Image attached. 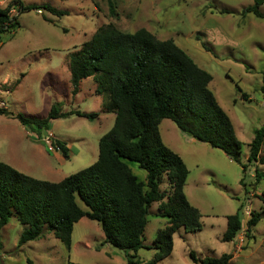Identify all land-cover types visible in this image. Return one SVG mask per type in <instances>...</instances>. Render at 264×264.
<instances>
[{"label":"rangeland","instance_id":"rangeland-1","mask_svg":"<svg viewBox=\"0 0 264 264\" xmlns=\"http://www.w3.org/2000/svg\"><path fill=\"white\" fill-rule=\"evenodd\" d=\"M13 0H0L5 9ZM24 4H51L68 13L57 16L42 9L13 13L20 26L2 36L0 47V104L17 114L46 117L56 102L63 111L97 112L90 120L76 114L52 122L51 139L67 142L70 159L37 139L16 118L0 115V162L37 179L58 182L93 163L99 156V140L114 125L115 114L105 109L109 94L97 93L98 83L88 77L77 95L72 93L70 56L96 30L113 24L123 32L145 28L158 39H173L202 69L212 75L209 84L227 112L242 142L241 163L221 149L194 139L170 119L160 131L170 148L189 168L186 194L202 214V229L180 228L174 234L171 255L159 264H196L190 257H220L232 253L230 264H264V165L248 162L255 130L264 124L261 92L264 72V18L245 9L253 0H20ZM264 14V5L260 8ZM12 14V15H13ZM5 103V104H4ZM264 156V143L261 148ZM60 156V157H59ZM63 158V159H61ZM140 180L147 171L127 161ZM246 164L243 172L242 164ZM167 201L168 179L160 185ZM80 205L87 208L79 199ZM161 202L150 208L145 242L152 246L157 232L167 224ZM241 209L242 228L233 241H223L227 216ZM252 212L263 217L247 232ZM24 226L13 216L0 230V264H127L126 253L102 244L104 233L97 221L84 217L75 225L69 250L47 228L41 238L18 246ZM156 250L142 248L137 255L150 260Z\"/></svg>","mask_w":264,"mask_h":264},{"label":"trees","instance_id":"trees-1","mask_svg":"<svg viewBox=\"0 0 264 264\" xmlns=\"http://www.w3.org/2000/svg\"><path fill=\"white\" fill-rule=\"evenodd\" d=\"M262 5L264 0H253L245 11L264 18ZM14 7L20 14L34 9L57 16L68 13L48 3L26 5L13 0L5 9L0 8V47L3 34H13L20 26L18 16L10 13ZM70 70L73 95L79 93L82 81L88 77L98 83L97 93L109 94L105 109L115 114L114 125L99 140L97 161L58 182L34 178L0 162V230L15 216L25 227L18 246L41 238L47 228L70 250L74 226L86 217L100 224L105 243L126 253L127 264H158L173 252V237L180 228L189 232L202 229V214L185 193L189 168L163 141L161 122L172 120L183 132L241 163L242 142L209 87L212 75L173 39H158L145 28L123 32L113 24L100 26L79 50L71 53ZM261 92L264 98V72ZM71 114L90 120L99 116L79 109L63 111L59 102L52 105L46 117L15 114L0 104V115L18 119L37 139L48 137L50 146L64 159H70L71 149L67 142L51 139L50 129L53 121ZM263 143L264 124L255 130L248 162L264 165V156L260 155ZM127 161L147 171L146 182L133 173ZM246 167L243 163V172ZM256 174L260 179L264 177V172ZM164 178L171 188L167 201H163L165 196L160 190ZM79 199L87 208L80 205ZM154 202H161L159 210L167 217V224L149 246L145 244V231ZM241 209L227 216L223 241H233L241 230ZM262 217L263 212L251 213L248 236ZM142 248L155 249L156 253L143 261L137 255ZM190 257L196 264H230L233 255L198 258L191 251Z\"/></svg>","mask_w":264,"mask_h":264},{"label":"crops","instance_id":"crops-1","mask_svg":"<svg viewBox=\"0 0 264 264\" xmlns=\"http://www.w3.org/2000/svg\"><path fill=\"white\" fill-rule=\"evenodd\" d=\"M5 104V103H4ZM4 106H6V104L4 105ZM163 122V121H162ZM162 122H161V124H162ZM161 124H160V127H161ZM162 135V134H161ZM162 138H163V136H162ZM194 138V137H193ZM195 139V138H194ZM197 140V139H196ZM163 141L165 142V140H164V138H163ZM165 144H167L166 142H165ZM169 147H170V145L169 144H167ZM60 157V156H59ZM229 158V157H228ZM61 159H63V158H61ZM230 159V158H229ZM130 166V165H129ZM131 167V166H130ZM131 169H132V167H131ZM132 171H133V169H132ZM133 173H134V171H133ZM190 173V172H189ZM135 174V173H134ZM136 175V174H135ZM146 180H147V177H146ZM142 181H144V180H142ZM187 181H188V179H187ZM144 182H146V181H144ZM186 185H187V183H186ZM186 185H185V193H186ZM187 195V194H186ZM188 197V196H187ZM84 218V217H83ZM82 218V219H83ZM82 219H80L77 223H79ZM76 223V224H77ZM75 224V225H76ZM7 226V225H6ZM74 228H75V226H74ZM74 231V230H73ZM73 235V234H72ZM102 244L104 245V244H109V243H105V235H104V240L102 241ZM145 244H146V242H145ZM147 245V244H146ZM138 253V252H137ZM156 253V252H155ZM144 261V260H143ZM148 261V260H147ZM159 264V263H158Z\"/></svg>","mask_w":264,"mask_h":264},{"label":"built area","instance_id":"built-area-1","mask_svg":"<svg viewBox=\"0 0 264 264\" xmlns=\"http://www.w3.org/2000/svg\"><path fill=\"white\" fill-rule=\"evenodd\" d=\"M38 12H41L42 10H37ZM11 14L13 13H19V10L17 8H12L11 11H10ZM14 15V14H13Z\"/></svg>","mask_w":264,"mask_h":264}]
</instances>
